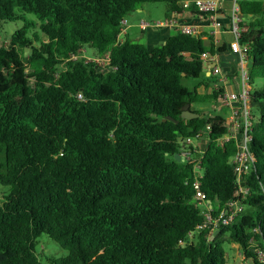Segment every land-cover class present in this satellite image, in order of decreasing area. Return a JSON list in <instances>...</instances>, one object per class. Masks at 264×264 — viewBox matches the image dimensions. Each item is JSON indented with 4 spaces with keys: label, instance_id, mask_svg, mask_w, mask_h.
Here are the masks:
<instances>
[{
    "label": "trees",
    "instance_id": "trees-1",
    "mask_svg": "<svg viewBox=\"0 0 264 264\" xmlns=\"http://www.w3.org/2000/svg\"><path fill=\"white\" fill-rule=\"evenodd\" d=\"M181 2L0 0V30L18 25L9 45L0 43V186L9 187L0 264H44L43 235L66 252L49 264H227L225 236L246 264H264V0L239 1L255 162L242 179L243 211L214 231L194 205L192 166L175 155L179 139L210 126L202 190L216 213L236 199L237 146L219 143L227 120L192 110L225 93L202 54L233 48L180 32L153 48L119 40L122 20L146 3H166L165 18L182 10L207 18ZM84 49L109 63L88 61ZM203 74L199 85L183 84ZM189 104L200 116L184 120ZM197 230L195 243L180 244Z\"/></svg>",
    "mask_w": 264,
    "mask_h": 264
},
{
    "label": "built area",
    "instance_id": "built-area-1",
    "mask_svg": "<svg viewBox=\"0 0 264 264\" xmlns=\"http://www.w3.org/2000/svg\"><path fill=\"white\" fill-rule=\"evenodd\" d=\"M221 5L222 0H187L181 2L180 6L182 8L189 9L194 7L197 12L207 15L204 22L199 24L182 23L178 20V14L173 13L171 17L164 18L160 21L146 22L145 20H140L138 25L142 32L150 29L161 30L164 28H170L175 32L196 37L202 36L205 30L212 28L217 32L223 30L228 31L235 39V41H233L236 44L235 53L237 55L238 63V90H228V79L221 67L217 64L218 55L212 56L209 53H203L201 58L208 64V66L215 63V66L209 70V74L217 76L225 88V93L220 102L222 107L228 110V117L226 118L228 131L227 134L220 139L219 143L223 144L234 140L237 146L236 154L231 159V163L237 173V182L240 187L236 194V199L227 202L216 213L212 202L207 199L206 193L202 190L201 180L204 177L202 158L207 148L208 138L205 143H201V141L204 138L205 133L208 136L210 126L206 128V132L200 131L195 138L179 139L181 148L177 153L180 155L181 162L186 163L193 168V187L195 190L193 202L195 207L205 218V225L210 224L213 227V231L222 226H228L243 211L244 206L240 199L244 198L248 193V189L241 186L242 179L243 176L251 170L255 162V157L250 149V142L252 140L251 130L254 123V117L251 110V87L249 86L247 71L248 58L242 52L238 42L241 34L246 31V28L242 26L244 20L241 16L239 0H234L232 4H230L227 13L221 12ZM127 26L128 20L123 19L121 22V33L119 35L120 41H122L121 36L126 34ZM90 62H94L101 67H106L109 63V56L106 55L103 58L97 57ZM185 243L187 242H180V244Z\"/></svg>",
    "mask_w": 264,
    "mask_h": 264
},
{
    "label": "rangeland",
    "instance_id": "rangeland-1",
    "mask_svg": "<svg viewBox=\"0 0 264 264\" xmlns=\"http://www.w3.org/2000/svg\"><path fill=\"white\" fill-rule=\"evenodd\" d=\"M187 1V0H182ZM226 4L229 6L232 4L234 0H226ZM242 1V0H239ZM248 1H254V0H248ZM169 10V6L166 3H146L141 6L140 12H132L129 16V22H137L140 20H145L146 22H155L160 21L165 18ZM18 27L17 24H11L3 27L0 30V43L3 45L8 46L10 43V36L15 31V29ZM138 31L137 29L130 30L131 38H134L135 42H146L148 44V37L145 34L141 39L135 38V32ZM163 33L162 30H153L150 29L148 32L149 34H158ZM158 36V35H157ZM232 40L235 41L233 35ZM125 36L122 35L121 39H123ZM153 41H158L157 37H152ZM236 47V46H235ZM83 57H86L88 61H93L95 58H97V55L95 51L84 49L83 50ZM233 57L234 60L237 59V56L233 55L231 52H227L222 55V60L228 62ZM233 59L232 62L233 63ZM205 69L208 70V64H205ZM204 79V74L199 79H191V80H184L183 84L189 88H192L194 86L199 85V83ZM228 82V81H227ZM217 88V87H216ZM211 91V90H210ZM201 93H205L204 89L201 87L199 90ZM192 110H199L202 111L203 115H223L225 118L228 117V110L226 108H223L221 105V102H210L207 104H193ZM254 116H256V112L253 111ZM206 132V131H205ZM208 136L204 135V138L202 139L201 143H205L207 141ZM208 142V141H207ZM9 193V187L7 186H0V204L4 202V196ZM200 230H197L193 234H191L187 239V243H195L197 241V236L199 234ZM225 241V248L228 253L227 257V264H246L245 259L240 251V249L235 244H228L227 243V236L224 238ZM37 253L41 255V258L44 262V264H49L47 261V257H54V258H61L66 255V252L62 250L53 240L48 238V236L43 235L39 238L38 244L36 246Z\"/></svg>",
    "mask_w": 264,
    "mask_h": 264
},
{
    "label": "crops",
    "instance_id": "crops-1",
    "mask_svg": "<svg viewBox=\"0 0 264 264\" xmlns=\"http://www.w3.org/2000/svg\"><path fill=\"white\" fill-rule=\"evenodd\" d=\"M226 0H222V5H221V12L227 13V9L228 6L226 4ZM137 12H140V9L137 10ZM128 20V26H127V30H126V34L124 35L126 37H130V30L132 31V29H137L138 31H133L135 32V38H139L141 35V31L139 28V21L137 22H129V17L127 18ZM178 20L182 23H188V24H199L201 22H204V19H198L195 18L191 15L190 10H182V13L178 16ZM162 30V34L159 32L158 34H149L148 31H146V35L148 37V46L153 48L157 45L163 44L168 37H170L171 35L175 34L176 32L173 29L170 28H164L161 29ZM158 35V36H157ZM202 36H204L203 38L205 40H207L209 37H212L214 39V43L216 46H221L224 43L226 44H231L233 51L232 54L237 56L235 53L236 47H235V42L232 40V36L228 31H220L217 32L214 29L210 28L205 30V32H203ZM152 37H157L158 41H153ZM223 55V54H222ZM222 55H218L217 56V64L221 67V69L223 70L225 76L228 79V90H238L239 89V83H238V63H237V59L234 60L233 57V63L230 62L232 61L229 60L228 62L223 61L222 60ZM207 76H210L209 71L206 73Z\"/></svg>",
    "mask_w": 264,
    "mask_h": 264
},
{
    "label": "water",
    "instance_id": "water-1",
    "mask_svg": "<svg viewBox=\"0 0 264 264\" xmlns=\"http://www.w3.org/2000/svg\"><path fill=\"white\" fill-rule=\"evenodd\" d=\"M263 5H264V2H263ZM213 66H215V63H213L212 65H209L208 66V70H210ZM189 108H190V104L185 107L184 112H183V114L181 116L182 119H184V120H192V119L198 118L200 116L199 114L192 112ZM168 119L174 121L170 117ZM174 122H178V121H174ZM175 159L178 162H181V158H180L179 154L175 155Z\"/></svg>",
    "mask_w": 264,
    "mask_h": 264
}]
</instances>
